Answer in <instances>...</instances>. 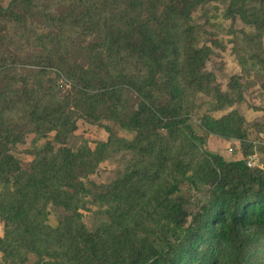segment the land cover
<instances>
[{"label": "trees", "instance_id": "trees-1", "mask_svg": "<svg viewBox=\"0 0 264 264\" xmlns=\"http://www.w3.org/2000/svg\"><path fill=\"white\" fill-rule=\"evenodd\" d=\"M38 1L0 6L6 22L23 26L41 44L26 56L21 50L2 55L0 69L28 58L39 76L57 69L72 88L61 95L41 93L25 77L22 88L2 102L0 217L8 234L0 236V251L16 247L43 264H264V169L207 149L187 156L193 139L205 143L190 126L189 133L183 129L188 96L202 91L232 103L215 75L203 70L211 49L194 44L191 14L206 0H72L74 23L97 34L87 67L49 47V40L60 46V32H30L26 24ZM228 1L229 16H240L264 35V0ZM128 86L141 97L138 104L126 99ZM154 90L169 97L154 103ZM11 114H22L42 136L54 131L61 144L80 117L113 120L134 137L110 130L95 150L83 145L77 151L66 145L54 151L48 141L30 171L8 153V142L23 138L12 130ZM245 124L233 111L220 119L205 116L201 126L207 134L245 140ZM121 150L134 152L136 159L94 193L97 185L91 189L85 179ZM92 194L108 207L104 221L90 230L80 208ZM50 205L67 212L56 227L49 223Z\"/></svg>", "mask_w": 264, "mask_h": 264}, {"label": "rangeland", "instance_id": "rangeland-1", "mask_svg": "<svg viewBox=\"0 0 264 264\" xmlns=\"http://www.w3.org/2000/svg\"><path fill=\"white\" fill-rule=\"evenodd\" d=\"M10 1L0 0V6L6 8ZM72 3V0H39L26 26L32 34L60 32L62 35L60 46L57 47L48 39L49 47L53 49L55 47L59 54L64 52L70 62H77L87 67L94 59L93 47L97 43V34L93 29H88L81 23H74ZM228 8V0H206L198 4L191 14L190 22L195 25L194 44L207 46L212 51L203 70L215 75V84L222 92L229 95L232 103H226V98L216 97L202 91L188 96L189 99L186 100L184 109L186 124L183 129L189 133L187 126H190L195 135L202 137L205 143L203 146L199 140L193 139L195 147L190 152L188 148L187 156L189 158L199 156L207 149L223 156L228 161L238 159L248 161L253 158L257 163L256 167L264 169V90L262 88L264 35L259 36L256 27L244 22L240 16L235 18L229 16ZM51 12L54 15H64L63 21L52 20L49 17ZM6 21L7 18L0 11V61L2 55H10L19 50L26 56L36 43V50L41 47L37 39H31L25 30H21L23 26L19 27ZM3 30L9 33L2 35ZM20 30L19 34L14 33ZM29 61L25 58L22 62L10 64L5 69L6 74L0 69V108L4 99L22 88L25 77H28L29 83L36 86L41 93L47 90L61 95L68 93L72 88L63 75L56 72L57 69L45 72L46 76H39L38 73L41 72L35 69L37 67L29 65ZM128 97L131 105L138 104L141 99L132 86H128L127 100ZM167 97H169L168 94L154 90V103H163ZM147 103L152 105L153 102ZM233 111L245 118L247 131L245 140L207 134L201 126L205 116L220 119ZM27 122L28 119L22 114H11L9 123L13 127L12 130L19 134L23 133V138L17 143L8 142V153L18 159L22 168L30 171H32L31 166L36 159L37 152L48 141L52 142L54 151L63 145L77 151L83 145H89L95 150L98 142L108 140L110 130L123 138L132 139L134 137L133 132L123 129L113 120L103 119L97 123L80 117L77 120V129L66 136L65 144H61L56 140L54 131L42 136L32 130L33 127L31 128ZM135 159L134 152L121 150L113 153L100 162L96 171L85 179L88 187L94 189L92 183H95L97 186L94 193L102 191L103 185L114 182ZM3 187L4 184H0V190ZM81 205L82 219L90 230L95 229L104 221L105 216L102 212L108 207L105 202L95 200L92 194L84 196ZM49 211V223L55 227L67 214L63 208L53 205L49 206ZM7 234L5 222L0 217V236L5 237ZM14 248V250L9 248L7 252L0 251V264H43L37 255H26L21 249Z\"/></svg>", "mask_w": 264, "mask_h": 264}, {"label": "built area", "instance_id": "built-area-1", "mask_svg": "<svg viewBox=\"0 0 264 264\" xmlns=\"http://www.w3.org/2000/svg\"><path fill=\"white\" fill-rule=\"evenodd\" d=\"M247 163H248V165H249L250 167H256V166H257V163H256L255 159H253V158L249 159V160L247 161Z\"/></svg>", "mask_w": 264, "mask_h": 264}]
</instances>
